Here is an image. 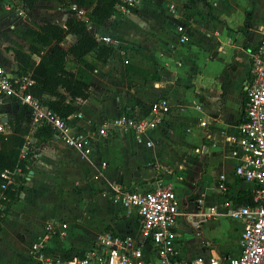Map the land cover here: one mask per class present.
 Returning a JSON list of instances; mask_svg holds the SVG:
<instances>
[{"label":"crops","instance_id":"0c3cea01","mask_svg":"<svg viewBox=\"0 0 264 264\" xmlns=\"http://www.w3.org/2000/svg\"><path fill=\"white\" fill-rule=\"evenodd\" d=\"M67 10L42 1L28 12L22 0H0V64L16 70L12 51L4 50L9 29L19 35L18 29L47 23L64 26ZM132 10L117 11L102 26L88 23L90 34L115 42L106 63H96L89 97L75 101L77 112L69 118L74 131L92 137V152L83 156L53 132L50 139L35 138L39 127L29 125L20 153L23 185L0 222V237L14 235L8 242L0 238V264L26 260L48 224H66L60 249L79 255L104 230H134L136 218L115 188L145 192L164 183L178 198L173 247L179 260L241 254L245 225L230 210L248 204L252 191L235 177L231 151L250 54L264 31V0H139ZM65 40L67 48L76 39ZM159 97L169 100L171 111L141 141L132 130L100 133L105 120L145 117ZM21 111L10 100L0 103L5 124Z\"/></svg>","mask_w":264,"mask_h":264},{"label":"built area","instance_id":"2783aa9c","mask_svg":"<svg viewBox=\"0 0 264 264\" xmlns=\"http://www.w3.org/2000/svg\"><path fill=\"white\" fill-rule=\"evenodd\" d=\"M139 0H117V10L125 12L137 6ZM98 42L115 46L108 36L93 35ZM184 37L181 38V41ZM32 84L29 75L18 76L0 64V103L10 100L25 109L34 127H48L65 145L83 156L93 150V139L81 131H74L69 118H61L42 105L28 92ZM243 115L233 139L231 157L235 160L234 175L250 184L252 204L236 206L231 216L244 222L241 236L242 252L237 257H196L181 261L174 251V227L179 211L177 195L170 183L159 184L145 192H126L115 188L120 200L136 218L135 229L124 233L104 230L83 255L61 251L60 242L66 237V224H48L45 234L30 244L26 260L16 264H264V31L257 47L250 54L249 76L245 85ZM169 100L159 97L150 102L145 117L123 114L100 122L103 131L132 130L141 141L170 113ZM204 125V123H202ZM6 124L0 119V133ZM151 146L149 142L146 143ZM0 222L7 213L4 204L6 190L18 191L24 174L20 167L0 173ZM225 188L224 184L219 186ZM60 227V228H59ZM9 264V263H7Z\"/></svg>","mask_w":264,"mask_h":264},{"label":"trees","instance_id":"16d2710c","mask_svg":"<svg viewBox=\"0 0 264 264\" xmlns=\"http://www.w3.org/2000/svg\"><path fill=\"white\" fill-rule=\"evenodd\" d=\"M42 1H57L68 9L64 26L47 23L36 30L26 29L22 39L27 48L10 50L16 63L15 74L19 77L29 75L32 81L27 92L57 116L66 119L77 112V99L86 100L89 97L96 63H106L113 52V47L98 42L89 33L88 23L104 25L118 11L117 0H73L72 3L70 0H22V8L31 12L36 2ZM72 4L76 8H71ZM83 7L89 10L80 15L79 9ZM69 35L76 40L65 48L62 43ZM69 63L75 65L73 71L68 70ZM29 116L23 109L6 124L12 130L10 136L0 135V173L15 167L25 170L20 153L30 131ZM52 132L48 127H41L33 133V137L50 139ZM7 140L8 147L4 148ZM18 191H5L4 195L9 200L4 202L7 208L18 197ZM247 202L252 204V195Z\"/></svg>","mask_w":264,"mask_h":264},{"label":"rangeland","instance_id":"374dc122","mask_svg":"<svg viewBox=\"0 0 264 264\" xmlns=\"http://www.w3.org/2000/svg\"><path fill=\"white\" fill-rule=\"evenodd\" d=\"M80 15H82V14H80ZM21 26V25H20ZM20 34L19 35H17V34H14L13 33V30H11V29H9V31H7L6 33H7V35L8 36H6V42L5 43H7L8 45L6 46V47H4V50L5 51H8V50H10L11 48H20V49H23V50H25L26 48H27V44H26V42L22 39V34L24 33V31L22 30V29H18L17 30ZM21 35V36H20ZM67 42L68 41H66V40H64V42L62 43L63 45H67ZM2 45H4V43L1 41V38H0V47L2 46ZM13 46V47H12ZM13 54V53H12ZM29 121H30V124L29 125H31V123H32V120H31V117L29 116ZM11 132H12V130L9 128V127H7V129L5 130V132L4 133H0V135H3V136H6V137H8V136H10V134H11ZM32 132V131H31ZM35 132V131H34ZM33 132V133H34ZM8 140L7 141H5L4 142V148H7L8 147ZM13 231H15V233H16V229L14 228L13 229ZM12 237H14V235H12V232H11V234L10 235H6V234H4L3 236H1L0 238L1 239H3L4 241H9V239H11Z\"/></svg>","mask_w":264,"mask_h":264},{"label":"water","instance_id":"95a60500","mask_svg":"<svg viewBox=\"0 0 264 264\" xmlns=\"http://www.w3.org/2000/svg\"><path fill=\"white\" fill-rule=\"evenodd\" d=\"M3 122H5V123L7 122L6 118H4Z\"/></svg>","mask_w":264,"mask_h":264}]
</instances>
